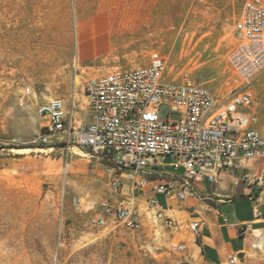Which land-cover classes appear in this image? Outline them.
Listing matches in <instances>:
<instances>
[{
	"label": "rangeland",
	"instance_id": "1",
	"mask_svg": "<svg viewBox=\"0 0 264 264\" xmlns=\"http://www.w3.org/2000/svg\"><path fill=\"white\" fill-rule=\"evenodd\" d=\"M244 1L0 0V264H207L189 248L194 238L185 224L172 241L186 240L185 252L169 249V231L151 224L138 233L90 229L88 218L109 195L105 162L74 149L68 161L81 169L65 175V154L38 143L36 109L49 98L69 100L73 67L87 79L143 66L152 51L165 58L171 80L201 84L223 99L238 92L243 84L229 57ZM107 13L124 33L105 41L110 28L87 18L106 20ZM249 89L264 124V77ZM78 97L86 111L87 98ZM222 213L232 221L231 209ZM255 231L260 247L249 246L236 264H264V230Z\"/></svg>",
	"mask_w": 264,
	"mask_h": 264
},
{
	"label": "built area",
	"instance_id": "2",
	"mask_svg": "<svg viewBox=\"0 0 264 264\" xmlns=\"http://www.w3.org/2000/svg\"><path fill=\"white\" fill-rule=\"evenodd\" d=\"M233 36L229 62L243 88L224 99L201 84L169 79L165 58L152 51L143 66L87 79L73 67L74 79L80 80L76 85L73 79L69 100L55 97L37 106L38 143L65 154V175L74 149L105 162L109 195L88 218L90 229L138 233L151 224L169 231V249L185 252L186 240L172 243L183 222L171 207L204 202L221 173L249 179L245 164L264 158V131L249 89L264 77V0L244 1ZM76 93L87 97L86 111ZM156 195L164 196L166 206ZM190 209L199 215L195 206L183 212ZM201 223L197 218L187 222L194 244ZM236 261L231 257L227 263Z\"/></svg>",
	"mask_w": 264,
	"mask_h": 264
},
{
	"label": "crops",
	"instance_id": "3",
	"mask_svg": "<svg viewBox=\"0 0 264 264\" xmlns=\"http://www.w3.org/2000/svg\"><path fill=\"white\" fill-rule=\"evenodd\" d=\"M104 14V13H102ZM100 15L92 16L89 25L98 27L107 26L110 31L102 36L107 41L115 36L124 33L123 26L111 25L109 23L108 13L106 20L97 19ZM95 19V20H94ZM105 25V26H104ZM116 26V27H115ZM255 109V107H254ZM257 111V110H256ZM258 112V111H257ZM259 114V127L264 131V124ZM264 158L249 161L245 164L249 179L243 183L241 174L221 173L218 177V184L213 186L211 198L212 205L209 202H200L189 200L186 203L174 204L171 209L175 218L181 219L184 224L191 219H200L202 221L199 237L196 239V247L199 255L207 264H227L229 258L238 259L249 248V237L253 230H264ZM209 187H211L209 185ZM213 189V190H212ZM139 194V193H138ZM242 195V197L235 195ZM148 196L149 194H142ZM139 194V196H142ZM156 199L162 198L166 206V200L163 195H156ZM195 206L199 215H194L190 209L184 213V208ZM223 209H231V220L223 215ZM186 215V220H182V215ZM246 230V233H241Z\"/></svg>",
	"mask_w": 264,
	"mask_h": 264
},
{
	"label": "bare ground",
	"instance_id": "4",
	"mask_svg": "<svg viewBox=\"0 0 264 264\" xmlns=\"http://www.w3.org/2000/svg\"><path fill=\"white\" fill-rule=\"evenodd\" d=\"M230 27H227V31H230ZM230 33H228L227 34V36L228 37H230ZM79 55V54H78ZM77 55V58H76V63H78V61H79V56ZM224 60H225V62L227 63V56H225L224 57ZM77 68V67H76ZM74 82H75V84L77 85V84H79V78L78 77H76L75 79H74ZM236 82V84L234 85V88L235 87H239L240 86V84L238 83V81L236 80L235 81ZM73 95V94H72ZM81 96H83V98H85L86 96L83 94V93H81ZM74 97H75V100L76 101H78L79 100V97H78V94L76 93V94H74ZM87 98V97H86ZM51 99H53V98H49V100H51ZM79 102V101H78ZM79 106H80V108L82 109V110H84L85 111V109H84V107L83 106H81L80 105V103H79ZM49 150H51V149H49ZM40 151H44V149H40ZM21 152H23V151H21ZM19 153H20V151H19ZM78 154V153H77ZM80 154V156L81 157H87V155L86 154H84L83 152H81V153H79ZM80 169H81V164H75V163H73V164H71V165H69V167H68V171H70V172H73L74 171V173L75 172H78V171H80ZM63 171V170H62ZM64 172V171H63ZM69 172V173H70ZM186 215L184 214V215H182V220H186ZM184 222V221H183ZM182 230H183V227L181 228ZM182 238H183V235L181 236ZM260 240H261V236H260V234L257 232V231H253L252 233H251V235H250V237H249V246H252L253 248H257V247H260ZM193 242H194V239H190L189 240V248H191V250H196L195 248H197L194 244H193ZM228 264V263H227Z\"/></svg>",
	"mask_w": 264,
	"mask_h": 264
}]
</instances>
